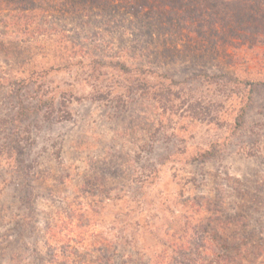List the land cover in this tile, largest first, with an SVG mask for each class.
I'll return each mask as SVG.
<instances>
[{
    "label": "rangeland",
    "instance_id": "374dc122",
    "mask_svg": "<svg viewBox=\"0 0 264 264\" xmlns=\"http://www.w3.org/2000/svg\"><path fill=\"white\" fill-rule=\"evenodd\" d=\"M194 2L0 0V264H264V0Z\"/></svg>",
    "mask_w": 264,
    "mask_h": 264
},
{
    "label": "trees",
    "instance_id": "16d2710c",
    "mask_svg": "<svg viewBox=\"0 0 264 264\" xmlns=\"http://www.w3.org/2000/svg\"><path fill=\"white\" fill-rule=\"evenodd\" d=\"M41 2L45 1V0H40ZM104 2V0H49V3H46V7L49 8H53V9H57L60 6L61 7H65L67 2L70 3V7L72 10H96L98 7H100V2ZM124 1V5L125 8L131 7L133 4L134 6L131 7V9L133 10H144L145 8H149L150 10H165L164 6H168L170 8V10H175L178 9L180 10L181 7H183L182 10H198L197 9V2H194V0H188L186 6L184 4H182L181 0H161L160 4H155L158 0H134V2L128 3V0H123ZM154 1V3H153ZM155 4V6H154ZM73 5V6H72ZM93 5H99V6H93ZM184 5V6H183ZM189 5V6H188ZM158 8H157V7ZM124 8V7H123ZM136 8V9H135ZM201 8V7H199ZM126 10V9H124ZM141 13V12H139ZM137 12V14H139ZM48 232H51L52 230L50 228L47 229ZM180 233H183V230H180ZM59 237H64L63 235H59ZM65 238V237H64ZM63 238V239H64ZM170 238H174V236H171ZM183 236L180 235L179 238L175 239V240H171L168 242V244L172 243V251L171 253L167 256H165V258L163 260L160 261L161 256H159V262L157 264H171V262H178V261H182L181 264H196L195 260H193L191 257V251L188 249L189 251V255H187L186 251H184L183 248ZM112 242L107 240L106 238H102L99 242H97L96 245L91 246L93 249L89 250L87 248H83V251H80L79 247H72L74 253L71 255L76 256V264H93L91 262V256L93 254H96V252L99 254V257H96L94 260H96L95 264H113L112 261V256H114V252L110 253V246H112L111 244ZM68 243H65L63 245H66L67 249H71V246L67 245ZM81 242H78V245H80ZM204 244V242H203ZM194 246H198V244H194ZM200 247V246H199ZM32 253L34 255H37V250H32ZM110 253V255H109ZM195 256V254H194ZM17 257V256H16ZM177 258H180V260H178ZM56 257L53 255V253H50V255L48 256V258H41L39 256V262L40 264H56ZM13 262H15V256L11 257V260H8L9 264H13ZM58 264V262H57ZM62 264H72L69 262H63ZM215 264H230V262H226V259L223 256H218V260Z\"/></svg>",
    "mask_w": 264,
    "mask_h": 264
}]
</instances>
